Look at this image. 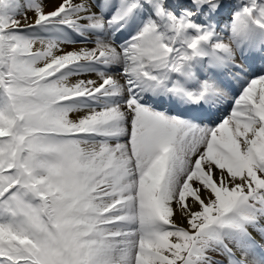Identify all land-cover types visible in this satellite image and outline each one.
<instances>
[{
	"label": "snow or ice",
	"instance_id": "1",
	"mask_svg": "<svg viewBox=\"0 0 264 264\" xmlns=\"http://www.w3.org/2000/svg\"><path fill=\"white\" fill-rule=\"evenodd\" d=\"M0 264H264V0H0Z\"/></svg>",
	"mask_w": 264,
	"mask_h": 264
},
{
	"label": "bare ground",
	"instance_id": "2",
	"mask_svg": "<svg viewBox=\"0 0 264 264\" xmlns=\"http://www.w3.org/2000/svg\"><path fill=\"white\" fill-rule=\"evenodd\" d=\"M97 3L99 4V0H97ZM230 22L231 21H229L227 18L224 20V24L230 23ZM126 31H127L126 29H122L120 32H116L114 38L121 40L122 39L121 37L128 36L127 38L129 39V35H131L133 33L124 34ZM36 32H37L36 36H38V37L47 36V37H51V38H55V39H59V40L63 41L64 43L62 44V46H64V47H81V46H84V43L86 42L82 36H78L75 31H73V30H71L65 26L49 25V26L45 27L44 29L37 28ZM224 39L227 40L226 33H225ZM113 70H115V69H113ZM113 70H110V71H113ZM86 76H87V78H94L95 73L94 72H88L86 74ZM76 78L77 77H75V76L73 77V79H76ZM80 78H85V77H80ZM235 87L237 88V90L240 89L239 85H236ZM78 103H83V101H78ZM221 107L223 108L221 116H223L224 111L228 108V104L225 103V104L221 105ZM158 110L163 111V112H167V113H176L168 105H165L164 107H162ZM79 115H81L80 112L72 113V116H74V117H78Z\"/></svg>",
	"mask_w": 264,
	"mask_h": 264
},
{
	"label": "rangeland",
	"instance_id": "3",
	"mask_svg": "<svg viewBox=\"0 0 264 264\" xmlns=\"http://www.w3.org/2000/svg\"><path fill=\"white\" fill-rule=\"evenodd\" d=\"M227 19H228L229 21H231V16H228ZM223 24H224V20L221 21L220 24H218V25L216 26L218 31H219L220 28H222V27L224 26ZM36 30H37V29L31 30L30 34L36 36V35H37ZM226 35H227V34H226ZM127 37H128V36L121 37V38H122L121 40L116 39V38H114V39H115V42H116V43H118V44H122L125 40L128 39ZM224 42H227V40L224 39ZM113 71H119V69L116 68V69L113 70ZM236 89H237V88H236ZM239 92H240V89H238V90L236 91V95H239ZM228 111H229V106H228V108L224 111L223 116H227V115H228ZM168 114H169V115H174V114H176V113H168ZM223 116H222V117H223Z\"/></svg>",
	"mask_w": 264,
	"mask_h": 264
}]
</instances>
